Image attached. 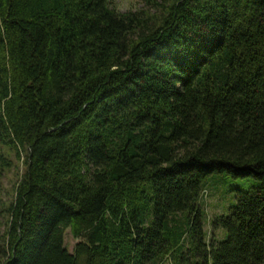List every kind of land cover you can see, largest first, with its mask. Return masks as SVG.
I'll return each mask as SVG.
<instances>
[{"label": "trees", "instance_id": "1", "mask_svg": "<svg viewBox=\"0 0 264 264\" xmlns=\"http://www.w3.org/2000/svg\"><path fill=\"white\" fill-rule=\"evenodd\" d=\"M153 4L0 0V264H264V0ZM213 172L258 182L206 239Z\"/></svg>", "mask_w": 264, "mask_h": 264}, {"label": "rangeland", "instance_id": "2", "mask_svg": "<svg viewBox=\"0 0 264 264\" xmlns=\"http://www.w3.org/2000/svg\"><path fill=\"white\" fill-rule=\"evenodd\" d=\"M110 6L120 12L149 10L154 12V2L160 0H109ZM13 166L4 172L0 180V250L4 240L6 223L8 219L7 207L13 198L14 186L18 180L19 174L23 171L22 162L16 160L15 155L5 152ZM254 177H234L227 172H213L208 175L202 182L205 189L201 196V209L203 211V228L205 238L208 239L212 229L210 220L219 215H225L234 206L237 195L240 191L248 189L250 186L257 184ZM226 233L219 228L215 231L217 239H223ZM78 241L74 238L69 229L65 230L64 243L70 252L74 251V245ZM79 264H82L80 262ZM161 264H172L171 261L165 260Z\"/></svg>", "mask_w": 264, "mask_h": 264}]
</instances>
